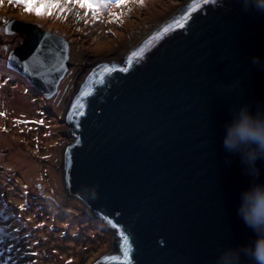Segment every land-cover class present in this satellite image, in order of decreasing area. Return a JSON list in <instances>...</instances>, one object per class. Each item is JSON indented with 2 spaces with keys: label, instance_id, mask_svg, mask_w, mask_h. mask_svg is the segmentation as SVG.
Listing matches in <instances>:
<instances>
[{
  "label": "water",
  "instance_id": "95a60500",
  "mask_svg": "<svg viewBox=\"0 0 264 264\" xmlns=\"http://www.w3.org/2000/svg\"><path fill=\"white\" fill-rule=\"evenodd\" d=\"M174 19L122 67L96 68L65 112L74 144L64 187L116 244V256L91 264H216L255 238L237 214L252 177L223 137L242 107L264 114V12L243 0H191ZM7 22L4 34L22 41L6 68L52 98L72 66L68 42ZM256 166L264 182V161Z\"/></svg>",
  "mask_w": 264,
  "mask_h": 264
},
{
  "label": "rangeland",
  "instance_id": "374dc122",
  "mask_svg": "<svg viewBox=\"0 0 264 264\" xmlns=\"http://www.w3.org/2000/svg\"><path fill=\"white\" fill-rule=\"evenodd\" d=\"M190 1L126 0L116 7V0H97L112 6L90 8L57 0L63 7L46 8L44 0H26L25 8L23 0H0L4 25L16 19L62 36L72 64L56 95L46 99L5 66L21 38L5 35L0 45V264H91L104 255L116 256L112 234L88 208L77 207L64 187V153L74 144L65 112L91 65L122 67L133 48L175 20ZM103 58L113 63H99ZM19 100L34 109L23 116L22 125L15 122ZM27 166L32 167L29 173ZM38 206L47 212L37 211ZM19 212L24 221L17 224L13 215L19 218Z\"/></svg>",
  "mask_w": 264,
  "mask_h": 264
},
{
  "label": "clouds",
  "instance_id": "9594fccd",
  "mask_svg": "<svg viewBox=\"0 0 264 264\" xmlns=\"http://www.w3.org/2000/svg\"><path fill=\"white\" fill-rule=\"evenodd\" d=\"M250 4L264 12V0H243L245 10ZM252 62L259 64L260 61L253 57ZM223 147L239 155L252 177L249 188L240 194L237 214L255 238L248 245L224 249L216 264H264V182H259L260 170L256 166L258 160L264 161V114L254 115L247 107H242L226 126Z\"/></svg>",
  "mask_w": 264,
  "mask_h": 264
},
{
  "label": "snow or ice",
  "instance_id": "6c2138e0",
  "mask_svg": "<svg viewBox=\"0 0 264 264\" xmlns=\"http://www.w3.org/2000/svg\"><path fill=\"white\" fill-rule=\"evenodd\" d=\"M10 2H12V0H10ZM45 4H46V8L47 7H53V8H59V7H63V5L59 4L57 2V0H44ZM73 3H75L78 6L81 7H90V8H106V7H111L112 4H99L97 2V0H72ZM126 2V0H116L115 6L116 7H122L124 5V3ZM21 6L27 8V2L26 0H23V3L21 4ZM46 13H36V15H44ZM7 21H5V24L7 25ZM167 31V29L165 30ZM131 60V57H129V61ZM125 71L127 69H124ZM89 79H91V77H89ZM0 115H3V113H0ZM109 223H111V221H109ZM115 227V225H113ZM121 249H122V254L125 260L128 259L129 256V251H128V246H127V239L126 237H124L123 235H121ZM109 259V258H106ZM111 259H115V258H111Z\"/></svg>",
  "mask_w": 264,
  "mask_h": 264
},
{
  "label": "bare ground",
  "instance_id": "6f19581e",
  "mask_svg": "<svg viewBox=\"0 0 264 264\" xmlns=\"http://www.w3.org/2000/svg\"><path fill=\"white\" fill-rule=\"evenodd\" d=\"M35 5V3L33 4V6ZM129 55V54H128ZM108 62V63H113V61L111 60V59H108V58H103V59H101L100 60V62L99 63H101V62ZM97 65H94V67L91 69V67H92V65L90 66V69L89 70H86L85 71V79H87L91 74H92V72L97 68L96 67ZM85 81V80H84ZM14 108L16 109V110H18V112L19 113H17L16 115H15V117L17 118V121H15L18 125H22L23 123H25V121H23L22 119H23V116L25 115V114H28L29 112H32V111H34V109H31V103H26V102H24V101H22V100H19V103H17V104H15V106H14ZM19 129V128H18ZM18 134V133H17ZM28 164H31V163H28ZM31 166H27V172L29 173V171L31 170ZM31 172V171H30ZM24 177V176H23ZM9 210H11V209H9ZM14 216V219H15V222L17 223V224H20V220H22V219H20V218H18V216H16V215H13ZM23 221V220H22ZM5 230V229H4ZM13 233H17V231H13ZM11 234H12V232H11Z\"/></svg>",
  "mask_w": 264,
  "mask_h": 264
},
{
  "label": "trees",
  "instance_id": "16d2710c",
  "mask_svg": "<svg viewBox=\"0 0 264 264\" xmlns=\"http://www.w3.org/2000/svg\"><path fill=\"white\" fill-rule=\"evenodd\" d=\"M3 6V5H2ZM1 10V9H0ZM6 16V15H5ZM2 18H5V17H2ZM176 18H178V17H176ZM4 24H3V20H0V34L2 35H0V45L2 46V45H5V42H4V37H5V34L3 33L4 32ZM15 74V73H14ZM6 181L7 182H10V178H8V177H6ZM66 194V193H65ZM69 194V193H68ZM68 194H66V195H68ZM68 196H70V195H68ZM28 202H30V200L27 198L26 199ZM29 205H30V203H28ZM10 205V204H9ZM10 209H12V207H11V205H10ZM36 209H38L37 211H39V212H41V211H43V212H47V211H45L46 209L45 208H43V207H41V206H38ZM21 211V210H20ZM30 211L32 212V208L30 209ZM88 211H89V213H90V215L93 217L94 215L92 214V212L88 209ZM45 216V215H44ZM19 218L20 219H22L23 221H24V219L22 218V215H21V213L19 212ZM93 219L95 220V221H97L98 222V220H96L94 217H93Z\"/></svg>",
  "mask_w": 264,
  "mask_h": 264
}]
</instances>
